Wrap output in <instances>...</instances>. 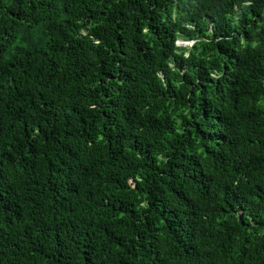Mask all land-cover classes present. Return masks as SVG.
Returning <instances> with one entry per match:
<instances>
[{"label": "trees", "instance_id": "16d2710c", "mask_svg": "<svg viewBox=\"0 0 264 264\" xmlns=\"http://www.w3.org/2000/svg\"><path fill=\"white\" fill-rule=\"evenodd\" d=\"M0 264H264V0H0Z\"/></svg>", "mask_w": 264, "mask_h": 264}, {"label": "rangeland", "instance_id": "374dc122", "mask_svg": "<svg viewBox=\"0 0 264 264\" xmlns=\"http://www.w3.org/2000/svg\"><path fill=\"white\" fill-rule=\"evenodd\" d=\"M184 42H190V41H184L183 39H178L176 42H175V45L176 46H178V47H184V48H187V47H185V44H184ZM190 44V46L189 47H191V43H189ZM188 47V48H189Z\"/></svg>", "mask_w": 264, "mask_h": 264}, {"label": "built area", "instance_id": "2783aa9c", "mask_svg": "<svg viewBox=\"0 0 264 264\" xmlns=\"http://www.w3.org/2000/svg\"><path fill=\"white\" fill-rule=\"evenodd\" d=\"M189 43H191V44H193L194 42L193 41H190V42H184V44H185V47H189L190 46V44ZM192 46V45H191Z\"/></svg>", "mask_w": 264, "mask_h": 264}]
</instances>
